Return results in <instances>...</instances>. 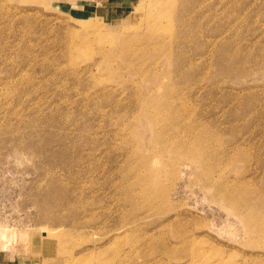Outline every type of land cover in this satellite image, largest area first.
Returning a JSON list of instances; mask_svg holds the SVG:
<instances>
[{
    "label": "rangeland",
    "instance_id": "obj_1",
    "mask_svg": "<svg viewBox=\"0 0 264 264\" xmlns=\"http://www.w3.org/2000/svg\"><path fill=\"white\" fill-rule=\"evenodd\" d=\"M131 1L0 0V264H264V0Z\"/></svg>",
    "mask_w": 264,
    "mask_h": 264
},
{
    "label": "bare ground",
    "instance_id": "obj_2",
    "mask_svg": "<svg viewBox=\"0 0 264 264\" xmlns=\"http://www.w3.org/2000/svg\"><path fill=\"white\" fill-rule=\"evenodd\" d=\"M150 2V10H148L147 14L145 15V18L141 20V29H142V33L140 34L139 36V39L136 40L140 45H142V51L140 52V56H139V53H137V51H135L134 49H130L128 50V52L125 54V57H124V60H128V59H132V58H139V57H142L143 55H145V53H147V51H149V49L153 48V47H159L160 49V46H162V43L164 44V37L168 31V28L167 27H163V21L164 20H168L169 16L172 14L173 12V3H174V0H149ZM139 9H136V11H138ZM166 42V41H165ZM167 43V42H166ZM164 45H167V44H164ZM168 46V45H167ZM154 52V51H153ZM149 54V53H148ZM139 56V57H138ZM138 67V66H137ZM132 68V67H131ZM142 71L143 68H139V71ZM133 70V69H132ZM150 79V78H149ZM152 79V78H151ZM151 85V84H150ZM149 85V86H150ZM167 87V86H166ZM164 89V88H163ZM155 91V90H153ZM164 93V92H163ZM150 96V95H149ZM148 97V99H144L142 101V104L144 106H146V109L149 107L152 108L154 104H152V97ZM166 96V94H165ZM154 98H155V95H154ZM163 99V98H162ZM168 100V99H167ZM160 101V100H159ZM163 102V101H161ZM161 102H158V103H161ZM140 103V102H139ZM167 103V101L165 102ZM156 104V103H155ZM170 104V103H169ZM173 104V103H172ZM162 105V106H161ZM166 105V104H165ZM168 105V104H167ZM163 106V103L158 105L155 108H153V110H155L153 113L156 114L157 113L158 115H160V112L159 111H162L161 114H163V110L161 109H165L166 107L168 106ZM155 107V106H154ZM171 107V106H170ZM169 107V109H170ZM148 109V110H149ZM166 110V109H165ZM150 111V110H149ZM147 111L145 112V117L149 118L150 122L156 120L155 117L153 116V114L151 113L152 117L150 118V112ZM165 113V112H164ZM168 113V112H167ZM167 115V114H165ZM141 116V115H139ZM138 116V117H139ZM156 116V115H155ZM163 116V115H162ZM165 117V116H164ZM145 118V119H146ZM173 118V117H172ZM166 119V118H165ZM157 120H160L157 118ZM162 120V119H161ZM147 121V120H146ZM165 121V120H163ZM158 122V121H157ZM157 122H153V123H157ZM160 123V122H158ZM164 123V122H163ZM177 123V122H176ZM172 124V123H171ZM175 124V123H174ZM178 125V124H177ZM169 126V125H167ZM166 126V127H167ZM192 126V125H191ZM151 127V126H150ZM178 127V126H176ZM161 129V128H160ZM174 129V128H173ZM168 130V129H167ZM155 131V130H154ZM171 131V130H170ZM191 131V130H190ZM194 132V131H193ZM165 134V133H164ZM169 134V133H168ZM184 134V133H183ZM136 135V134H135ZM179 135V134H178ZM193 135V134H192ZM191 135V136H192ZM200 135V134H199ZM159 136L160 137H157L158 139H161L162 141H164V136L166 135H162V133L160 132L159 133ZM176 136V135H174ZM137 137V136H136ZM177 138H174V139H170L169 141H165L167 143V145H165L164 147L166 148V146H170L172 147V142L175 143L174 146L172 148H174V150L178 151V146H176V143L179 141L180 143H182V148H184V152L185 154L184 155H187L189 156L190 158H192L193 160L195 161H198L199 160V156H198V152L195 151L192 153L193 149L189 146L190 143H189V140L188 138L189 137H185V136H176ZM135 139V138H134ZM167 139H169V137H167ZM177 139V140H176ZM206 139V137L204 138ZM140 140V139H139ZM151 140V138H150ZM193 142V141H192ZM163 145V143H162ZM196 147V146H195ZM162 148V147H161ZM164 148V149H165ZM163 149V150H164ZM171 149V148H170ZM199 149V148H198ZM197 149V150H198ZM165 152V151H164ZM167 152V151H166ZM203 153V152H202ZM170 154V153H169ZM201 154V153H200ZM137 156V155H136ZM165 156V155H164ZM170 156V155H169ZM203 160V159H202ZM156 161V160H154ZM168 162V161H167ZM202 162V161H201ZM153 163V162H152ZM155 163V162H154ZM173 163V162H172ZM205 162H203V165H204ZM148 164V163H147ZM146 164V165H147ZM156 164V163H155ZM166 164V163H165ZM169 164V163H168ZM201 165V163H200ZM168 166V165H167ZM193 166V165H192ZM173 167V166H172ZM196 167V166H195ZM134 168V167H133ZM144 168V167H143ZM148 168V166L146 167ZM170 168H171V164H170ZM175 168V167H174ZM135 171V170H134ZM173 172V171H172ZM141 174V173H140ZM175 174V173H174ZM156 177H154V180H155ZM146 181H151L153 180V175L152 173L150 175H146L145 177ZM143 180H144V175H143ZM230 186V185H229ZM229 192V190H227ZM136 192V191H135ZM227 192V194L229 195V193ZM230 196H231V193H230ZM239 198V196H238Z\"/></svg>",
    "mask_w": 264,
    "mask_h": 264
},
{
    "label": "crops",
    "instance_id": "obj_3",
    "mask_svg": "<svg viewBox=\"0 0 264 264\" xmlns=\"http://www.w3.org/2000/svg\"><path fill=\"white\" fill-rule=\"evenodd\" d=\"M127 1L129 2L128 4H130V5L132 4V1L131 0H127Z\"/></svg>",
    "mask_w": 264,
    "mask_h": 264
}]
</instances>
